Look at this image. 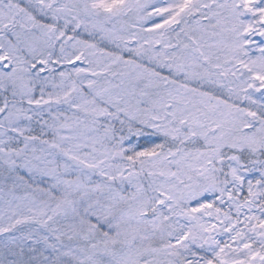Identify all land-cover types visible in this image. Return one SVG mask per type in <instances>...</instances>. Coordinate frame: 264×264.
Returning a JSON list of instances; mask_svg holds the SVG:
<instances>
[{
	"label": "snow or ice",
	"instance_id": "obj_1",
	"mask_svg": "<svg viewBox=\"0 0 264 264\" xmlns=\"http://www.w3.org/2000/svg\"><path fill=\"white\" fill-rule=\"evenodd\" d=\"M0 264H264V0H0Z\"/></svg>",
	"mask_w": 264,
	"mask_h": 264
}]
</instances>
